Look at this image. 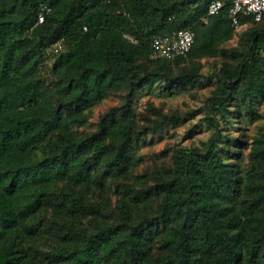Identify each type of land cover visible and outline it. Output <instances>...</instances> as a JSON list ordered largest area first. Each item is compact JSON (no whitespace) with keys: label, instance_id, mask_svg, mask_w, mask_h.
Returning a JSON list of instances; mask_svg holds the SVG:
<instances>
[{"label":"trees","instance_id":"16d2710c","mask_svg":"<svg viewBox=\"0 0 264 264\" xmlns=\"http://www.w3.org/2000/svg\"><path fill=\"white\" fill-rule=\"evenodd\" d=\"M210 1L0 0V264H264V126L250 137L220 127L229 112L264 118V27L219 43L225 59L206 75L212 136L175 149L152 184L132 181L146 133L195 113L156 110L145 125L137 93L157 79L168 93L197 84L203 73L186 61L234 29L233 0L212 16ZM213 17L187 56L153 55L156 34ZM114 93L122 105L81 129Z\"/></svg>","mask_w":264,"mask_h":264},{"label":"rangeland","instance_id":"374dc122","mask_svg":"<svg viewBox=\"0 0 264 264\" xmlns=\"http://www.w3.org/2000/svg\"><path fill=\"white\" fill-rule=\"evenodd\" d=\"M214 20L215 17L212 18V22L208 26H196L197 38L195 45L199 46V43H202L205 37L212 35L211 28ZM260 26L264 27V24H248L239 29H230L226 37L215 40L212 46V54L198 57L194 61H186V66H194L197 64L200 72L203 73L201 81L197 84L188 85L184 89L178 88L173 93H168L164 89L165 83L161 79H157L151 86L137 93V101L134 108L137 113H140L137 115V119L145 125H152V120L157 118L155 114L156 110H158L157 112L167 114L168 117L173 114L186 116L190 111H195V113L191 118L182 120L181 124L170 121L169 126L167 124L165 125L169 127L168 129L164 126L153 133H146L144 139L141 140L139 148L135 152L136 157L142 159L141 165L136 168L132 178L136 188H140L142 185L144 186L146 184L144 182L146 178L152 184L155 173L163 172L165 167L168 166L166 164L172 161V154L175 152V149L185 146H197L201 148L203 142L212 136L215 129L207 122V104L211 91L214 88V82L211 79L209 83L206 75H210L215 70H218L222 61L225 59L216 52L219 43L221 42L220 44L227 48L240 45L244 41V36L247 35L252 27ZM228 29L229 25L227 24L218 32L217 36L223 37L222 34ZM122 102V94L114 93L110 95L93 108V115L89 123L81 129L87 132L94 130L100 115L111 108L119 107L122 105ZM257 108L259 112L264 113V103L259 104ZM220 120V127L223 128V134L230 133L231 135H237L240 131H243L250 137L249 135H252L255 130L264 126V118L252 123L247 118L240 119L239 116L237 117L231 112L227 113L226 117ZM134 179L139 182L137 183ZM115 196L116 194H113L112 198L114 199ZM147 208L150 212L152 211V206ZM43 244L45 245L46 242Z\"/></svg>","mask_w":264,"mask_h":264},{"label":"built area","instance_id":"2783aa9c","mask_svg":"<svg viewBox=\"0 0 264 264\" xmlns=\"http://www.w3.org/2000/svg\"><path fill=\"white\" fill-rule=\"evenodd\" d=\"M224 5V0H211L208 5V15L219 14ZM229 16L234 29L242 27V16H251L255 21H262L264 20V0H233ZM44 17L45 12H41L39 21H43ZM204 20L207 22L208 17ZM195 39L196 32L191 27H182L163 34H156L152 39L153 55L169 60L187 56L192 50Z\"/></svg>","mask_w":264,"mask_h":264},{"label":"crops","instance_id":"0c3cea01","mask_svg":"<svg viewBox=\"0 0 264 264\" xmlns=\"http://www.w3.org/2000/svg\"><path fill=\"white\" fill-rule=\"evenodd\" d=\"M210 23H211V21H210ZM210 23H209V24H210ZM230 24H231V22H230ZM242 26H243V24H242ZM194 31H195V30H194ZM195 32H196V31H195ZM196 36H197V33H196Z\"/></svg>","mask_w":264,"mask_h":264}]
</instances>
